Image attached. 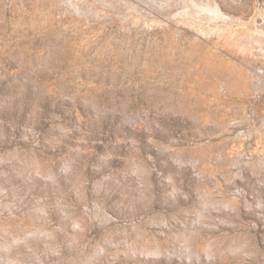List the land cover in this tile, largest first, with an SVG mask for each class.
<instances>
[{
    "label": "rangeland",
    "instance_id": "rangeland-1",
    "mask_svg": "<svg viewBox=\"0 0 264 264\" xmlns=\"http://www.w3.org/2000/svg\"><path fill=\"white\" fill-rule=\"evenodd\" d=\"M0 264H264V0H0Z\"/></svg>",
    "mask_w": 264,
    "mask_h": 264
}]
</instances>
